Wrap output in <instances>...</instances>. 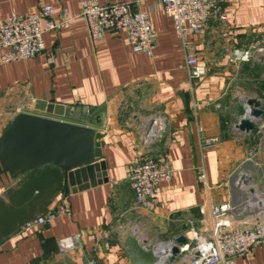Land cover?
<instances>
[{"label": "crops", "instance_id": "obj_1", "mask_svg": "<svg viewBox=\"0 0 264 264\" xmlns=\"http://www.w3.org/2000/svg\"><path fill=\"white\" fill-rule=\"evenodd\" d=\"M117 1L148 14L155 41L150 56L132 51L122 33L108 31L91 40L77 0H0V21L12 12L33 13L44 5L52 6L54 20L62 10L67 19L64 28L44 32V52L0 62V131L17 112H31L35 99L73 108L75 115L62 117L70 122L87 124L98 113L94 126L104 134L108 177L81 191L63 185L49 209L65 198L70 212L2 238L0 264H154L155 245L146 234L158 230L167 234L166 242L179 235L190 240L192 228L208 232L213 223L202 219L199 205L227 204L238 225L256 220L244 211L250 192L237 178L241 173L251 176L264 195V90H256L262 115L253 143L254 129L240 132L234 127L239 117H230L235 105L244 110V98L252 96L247 92L253 60L230 59L264 46V0H222L227 19L210 21L203 34L190 40L188 49L205 70L198 78L191 77L185 48L159 0H97L102 5ZM237 94L246 96L237 100ZM157 115L165 117L164 129L146 145L140 123ZM207 138L217 140L207 144ZM163 151L172 167L171 180L160 185L154 205L138 207L127 166L137 155ZM199 169L205 172L203 182L197 179ZM18 180L3 178L0 197ZM76 233L81 234L80 245L58 254L57 240ZM142 239L148 243L142 245ZM234 264H264V245L236 257Z\"/></svg>", "mask_w": 264, "mask_h": 264}, {"label": "built area", "instance_id": "obj_2", "mask_svg": "<svg viewBox=\"0 0 264 264\" xmlns=\"http://www.w3.org/2000/svg\"><path fill=\"white\" fill-rule=\"evenodd\" d=\"M164 13L170 17L173 30L185 48V63L191 68L193 78L203 76L204 66L200 65L195 54L189 50L190 40L204 33L207 24L212 20H226L227 15L222 9V0H159ZM79 15L84 20L87 35L91 40L100 38L105 32L122 33L132 51L152 54L154 48L153 29L147 13L133 9L129 2L117 1L111 4H99L97 0H77ZM51 5L41 6L33 13L12 12L0 21V62L6 63L17 59L32 58L45 51L44 32L59 30L67 25L65 11L62 10L57 20L52 18ZM255 56L264 58V46L253 50L238 52L231 61L248 62ZM51 62V58H48ZM245 114L247 111L244 106ZM245 116V115H244ZM243 117V116H242ZM241 118V116L239 117ZM151 120L149 126L146 122ZM165 117L151 116L140 123L142 141L148 145L160 135L165 126ZM260 128H263L262 125ZM155 136V139L153 138ZM216 138H207L205 143L215 142ZM253 152L248 153V159ZM172 177V167L167 152L154 156H135L127 166L126 178L133 193L134 204L148 208L156 203L160 185ZM205 172L199 169L197 179L205 180ZM243 188H252L243 206L244 211L253 219L252 225L236 224L237 218L230 217L227 204L213 205L206 208L199 205L198 211L202 219L209 217L213 226L208 232L191 229V239L178 245V253L174 264H234L236 257L244 256L252 248L264 245V195L252 182ZM260 203V205H258ZM69 204L64 199L42 215L37 216L20 227L23 231L53 220L56 216L68 214ZM237 217V216H236ZM251 218V219H252ZM81 243V234L65 236L57 240L58 254L64 255ZM164 243L162 249L166 254L157 258L154 264H167L172 240ZM158 243V244H159ZM157 244V245H158ZM154 246V251L160 248ZM86 264H91L88 262Z\"/></svg>", "mask_w": 264, "mask_h": 264}, {"label": "water", "instance_id": "obj_3", "mask_svg": "<svg viewBox=\"0 0 264 264\" xmlns=\"http://www.w3.org/2000/svg\"><path fill=\"white\" fill-rule=\"evenodd\" d=\"M243 103L247 108L246 114L235 120L234 127L247 134L255 128L262 109L255 97H245ZM31 109V112H17L0 131V182L3 178L8 182L18 180L28 172L45 166H54L61 171L65 188L71 186L81 191L108 181L102 153L104 134L94 126L100 121L98 113L91 114L87 124H82L62 119L76 112L53 101L35 99ZM82 112L80 119L84 121L85 111ZM150 123L151 120H148L146 126ZM237 179L244 187L251 182V176L245 173ZM246 189L253 191L252 188ZM186 242V237L182 235L172 239L167 263L174 261L178 245ZM147 243L146 239L141 240L142 245ZM164 254V249L154 251L157 258Z\"/></svg>", "mask_w": 264, "mask_h": 264}, {"label": "trees", "instance_id": "obj_4", "mask_svg": "<svg viewBox=\"0 0 264 264\" xmlns=\"http://www.w3.org/2000/svg\"><path fill=\"white\" fill-rule=\"evenodd\" d=\"M253 131L258 137L257 129ZM62 186L61 171L45 166L28 172L8 187L0 197V240L47 212Z\"/></svg>", "mask_w": 264, "mask_h": 264}, {"label": "rangeland", "instance_id": "obj_5", "mask_svg": "<svg viewBox=\"0 0 264 264\" xmlns=\"http://www.w3.org/2000/svg\"><path fill=\"white\" fill-rule=\"evenodd\" d=\"M252 68L250 71V75H249V83L248 86L250 88V90H248L247 93H249V95H252L251 97H256V95H258L259 89L264 90V79H262V75H264V58L258 59L256 56L252 61L251 64ZM239 82V81H238ZM242 93V92H239ZM244 94V93H242ZM248 95V94H247ZM246 96V95H244ZM243 95L237 94L236 98L237 100H241V98L244 97ZM241 102V101H240ZM242 104V103H241ZM237 108H235V112L233 114L230 115V117H242L245 115V110L241 109V105H235ZM238 109V110H237ZM256 135L254 137V139H252V142L254 143V141L256 140ZM148 238H150L154 245H157L159 242H162L165 240L167 234L163 233V232H159L154 231V232H148V234H146Z\"/></svg>", "mask_w": 264, "mask_h": 264}, {"label": "bare ground", "instance_id": "obj_6", "mask_svg": "<svg viewBox=\"0 0 264 264\" xmlns=\"http://www.w3.org/2000/svg\"><path fill=\"white\" fill-rule=\"evenodd\" d=\"M163 247H164V243H159V244L157 245V248L162 249Z\"/></svg>", "mask_w": 264, "mask_h": 264}]
</instances>
